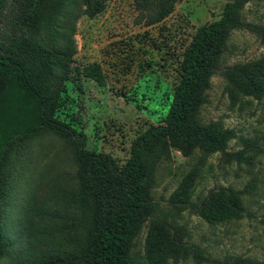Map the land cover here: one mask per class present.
<instances>
[{"label":"rangeland","instance_id":"obj_1","mask_svg":"<svg viewBox=\"0 0 264 264\" xmlns=\"http://www.w3.org/2000/svg\"><path fill=\"white\" fill-rule=\"evenodd\" d=\"M147 1L140 6L137 0H106L104 12L89 18L80 0H73L57 20V30L40 37L71 52L60 117L87 137L89 150L107 153L120 164L128 160L137 135L167 115L180 62L197 30L219 19L232 0H174L173 12L155 23L156 9L149 4L157 0ZM242 18L249 26L231 34L200 113L202 123L232 129L235 138L224 152L210 156L201 151L185 156L173 149L155 171L152 218L172 226L189 249L166 264H234L241 258L264 263V98H233L224 75L228 67L264 58V0L247 4ZM93 63L103 67L105 87L77 76V68ZM76 169L71 147L52 131L41 128L14 145L5 172L1 226L18 253L21 235L29 233L21 224L35 203L69 181ZM195 171L193 201L199 203L213 189L232 188L243 192L244 218L210 225L193 209H175L172 194ZM147 236L148 223L135 240L136 264L148 263ZM19 262L16 256L0 258V264Z\"/></svg>","mask_w":264,"mask_h":264},{"label":"trees","instance_id":"obj_2","mask_svg":"<svg viewBox=\"0 0 264 264\" xmlns=\"http://www.w3.org/2000/svg\"><path fill=\"white\" fill-rule=\"evenodd\" d=\"M72 1L0 0V258L16 256L19 264H136L135 240L148 223L147 264H166L189 249L172 226L152 218L155 171L173 149L185 156L197 151L210 156L224 152L235 138L232 129L202 123L200 113L231 34L249 26L242 12L255 0H232L219 19L197 30L180 62L167 115L137 135L124 164L107 153L89 150L87 137L60 117L71 79V52L51 47L40 37L57 30V20L67 14ZM105 1L80 0V4L87 17L95 18L104 12ZM137 1L140 6L150 2ZM174 3L157 0L149 4L156 9L152 22L168 17ZM224 75L233 98H264V58L228 67ZM77 76L106 86L99 63L77 68ZM15 100H24L25 105ZM41 128L68 143L77 169L69 181L35 203L21 224L29 233L21 235L23 247L18 253L1 226L5 172L14 145ZM198 176L195 171L185 177L172 194L175 209H193L210 225L244 218L241 191L220 187L199 203L193 201ZM234 264L264 263L241 258Z\"/></svg>","mask_w":264,"mask_h":264}]
</instances>
